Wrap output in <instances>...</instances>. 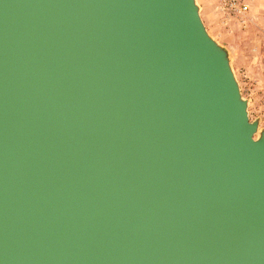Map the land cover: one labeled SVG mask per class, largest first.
<instances>
[{
    "label": "water",
    "instance_id": "water-1",
    "mask_svg": "<svg viewBox=\"0 0 264 264\" xmlns=\"http://www.w3.org/2000/svg\"><path fill=\"white\" fill-rule=\"evenodd\" d=\"M0 264H264V131L197 0H0Z\"/></svg>",
    "mask_w": 264,
    "mask_h": 264
},
{
    "label": "rangeland",
    "instance_id": "rangeland-1",
    "mask_svg": "<svg viewBox=\"0 0 264 264\" xmlns=\"http://www.w3.org/2000/svg\"><path fill=\"white\" fill-rule=\"evenodd\" d=\"M211 37L229 53L251 122L264 131V0H251L246 15L229 16L218 0H197Z\"/></svg>",
    "mask_w": 264,
    "mask_h": 264
},
{
    "label": "built area",
    "instance_id": "built-area-1",
    "mask_svg": "<svg viewBox=\"0 0 264 264\" xmlns=\"http://www.w3.org/2000/svg\"><path fill=\"white\" fill-rule=\"evenodd\" d=\"M251 0H218L219 10L229 16H244L248 13Z\"/></svg>",
    "mask_w": 264,
    "mask_h": 264
},
{
    "label": "bare ground",
    "instance_id": "bare-ground-1",
    "mask_svg": "<svg viewBox=\"0 0 264 264\" xmlns=\"http://www.w3.org/2000/svg\"><path fill=\"white\" fill-rule=\"evenodd\" d=\"M231 67H232V70H233V72H234V75H235V77H236V74H235V71H234V69H233V66H232V64H231ZM231 70V69H230ZM232 72V71H231ZM237 79V78H236Z\"/></svg>",
    "mask_w": 264,
    "mask_h": 264
}]
</instances>
